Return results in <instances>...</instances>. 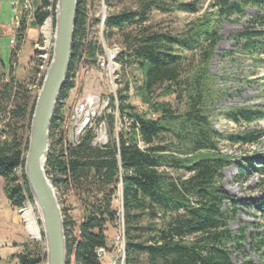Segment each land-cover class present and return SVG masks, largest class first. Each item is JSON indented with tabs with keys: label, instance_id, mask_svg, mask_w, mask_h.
Returning <instances> with one entry per match:
<instances>
[{
	"label": "trees",
	"instance_id": "trees-1",
	"mask_svg": "<svg viewBox=\"0 0 264 264\" xmlns=\"http://www.w3.org/2000/svg\"><path fill=\"white\" fill-rule=\"evenodd\" d=\"M87 1L76 0L71 61L58 100L67 98L74 87L70 77L77 69L80 56L85 55L87 64L91 65L94 55L96 57L100 52L96 40L88 34ZM137 1V8L132 12L108 15L104 33L110 37L114 30L132 27L123 36L120 45L124 50L117 61L122 66V74L130 68L140 73L136 95L147 112H129L133 108L127 104L129 82L125 81L118 92L117 111L122 121L127 120L128 126H122L117 138L113 137L115 109L111 103V113L104 116L108 130L106 145H93L92 131L86 132L75 145L65 143L61 128L64 119L58 115V105L50 121L49 149L45 157L47 178L58 195L70 192L77 197L82 212L77 233L73 236L75 223L61 210L66 264H100L96 250L108 248L107 226H116L120 221L125 241L124 264H231L230 246L246 257L242 248L245 229L241 228L237 236L228 230V221L234 217L238 203L229 199L216 183L221 179L222 171L234 161L219 146L221 143L236 148L257 146L264 142V130L223 135L212 129L205 111L210 76L207 66L221 39L216 24L223 19L244 17V8L250 4L258 8V13L232 40L238 49L250 56L264 48V0H210L203 16L189 23L180 35L149 32L145 26L149 11L155 8L164 13L180 10L193 14L197 12L194 4ZM56 2L54 0L52 11H49L48 0H39L32 23L35 27L41 26L49 16L54 21ZM26 30L22 24L18 42L23 40ZM201 41L203 45L200 46ZM199 47L201 56L197 66L184 74L180 53L194 52ZM17 51L11 52L10 59ZM257 60L264 63L263 57L258 56ZM36 71L35 67L26 85L15 82L10 75V81L0 92V179L12 209L23 206V188L31 199L26 189L24 158L36 100L30 98L29 84L34 85ZM156 90L159 93L153 97ZM170 96H176L178 100L186 98V112L175 115L167 102L154 100ZM226 117L235 126H249L264 120V108L231 110ZM174 122H178L180 130L190 128L184 134H176L186 144V153L181 157L173 156L166 146L156 142L162 134L171 132L169 127ZM237 159L236 180L241 181L252 172L264 185V153L254 157L245 152ZM17 169L22 172L23 188L16 177ZM167 169L182 170L186 176L173 178ZM119 179L121 216L113 208ZM241 205H249L264 214V197L255 204L245 202ZM262 248L264 235L257 230L250 237L249 250L259 254ZM17 259L19 264H40L45 260V253L37 243L33 246L24 244Z\"/></svg>",
	"mask_w": 264,
	"mask_h": 264
},
{
	"label": "rangeland",
	"instance_id": "rangeland-1",
	"mask_svg": "<svg viewBox=\"0 0 264 264\" xmlns=\"http://www.w3.org/2000/svg\"><path fill=\"white\" fill-rule=\"evenodd\" d=\"M11 1L13 0H0V92L2 91L4 84L10 81V75L13 77L15 82L25 85L28 84L27 82L32 78L36 67L37 71L34 85L29 84L32 96H30V98L32 100L34 98L36 99L38 92L41 89L43 77L51 61L54 21L53 17L49 16L45 19L41 26L35 27L32 24L33 22L29 23L26 27L27 30L23 40L21 42L16 40L13 44H11L10 41L13 39L11 37V31L13 29L11 25L13 21V14L11 7L9 6ZM89 1L91 5L89 6L87 3V8L89 7L87 22L88 25H90V31L88 32L90 38H94L96 40L98 47L99 43H101L103 46H108V49L115 50V47L119 50L123 49L120 43L123 36L130 32L132 27H127L121 31L114 30L110 37H106L104 33L105 21L103 22V26L99 21L101 19L100 12L102 6L105 7L106 18L108 15L117 14L123 11L132 12L136 10L138 1L88 0L87 2ZM159 1L168 4H171L170 2L177 4L189 3L194 4L197 8V12L193 14L180 10H173L164 13L156 10L155 8H152L149 11L148 21L145 24L149 32L171 33L175 35L182 34L185 32L189 23L201 18L204 12L208 10L210 3V0ZM232 1L240 2L243 0ZM48 2L50 5L47 7V10L52 11L51 5L54 0H48ZM32 5L36 12L39 6V0H33ZM244 13L245 16L240 19L231 17L229 20L223 19L216 24L217 33L221 39L215 45L212 57L207 66L210 76L208 79L209 97L205 111L212 129L223 135L234 132L264 130V120L249 126H235L226 117V114L231 110L264 108V63H259L257 60L258 56L259 58H264V48L254 53L253 56H250V53L238 49L232 40L236 34L242 32L245 27L249 26L252 18L258 13V8L252 4L247 5L244 8ZM95 20L96 22H94ZM44 42H46L45 44L47 45H45ZM201 45H203L202 41L200 42V46ZM36 46L41 50V52L43 49L44 54L48 55L47 67L42 71L40 77H38L40 72L38 71V68L41 65V62L37 60L38 54ZM99 50V53L101 54L102 48H99ZM13 51H17V54L14 58L12 57L13 59H10L11 52ZM99 53L96 54V57H99ZM224 53H229L230 55H224ZM180 54L182 56V71H184V74H187V72L194 70L197 66L201 56V47L197 48L194 52L182 51ZM79 67L80 65H77V69L74 71L76 72V75L79 73ZM122 73L123 71L121 66L120 71L117 73V83L112 81L114 104H119L117 98L118 92L122 90L124 82L128 81L129 99L127 104L133 108V110L129 112L134 114L147 112L146 106L141 103L140 98L136 95V88L139 86L141 79L140 73L134 68H130L125 74ZM76 75L73 78V82L76 84L75 92H80L79 97L89 94L94 97L97 96L102 101L108 96L113 95L110 88V81H107V70L103 72L102 70H99L98 80L103 81L100 83L95 81L92 77L93 72L89 71V73L85 74L78 82H76ZM72 90L73 88L70 89L67 94V98H65L64 101L62 98L59 99V101H62L61 104L56 100L55 106L58 105L61 109L58 115L66 117V106H69L75 98V92H73L70 96V92H72ZM158 93L159 90H156L153 97H155ZM154 100L157 102H167L170 105L171 112L175 115L183 114L186 112L188 107L186 98L178 100L176 96H170L165 98H156ZM177 123L178 122H174L171 124L169 127L171 132L162 134L156 142L158 145L166 146L168 148V152L173 156L181 157L186 153V144L177 138L176 134L180 132L181 134H184L185 132L190 131V128L185 127L183 130H180L181 126ZM122 126L127 127L128 124L122 120H118L117 128L120 130ZM27 135L29 136V133H27ZM113 137L116 138V134H113ZM219 148L222 152L229 156L232 161H234L222 171L221 179H219L216 183L217 187H219V189L222 190L229 199L238 203L234 217L228 221V230L234 236H237L241 228L245 229V243L242 248L246 257L236 252L234 248H231L232 246H230L229 256L231 264H247V262H250V264H264V248L261 249L259 254H254L249 250L250 237L257 230L259 233L264 235V214L255 211L249 205H241V203L245 202L255 204L261 201L264 197V185L261 184L258 177L252 172L248 173V175L241 181L235 179L237 174L235 163L239 161L237 156L243 157L245 152L253 155L254 157L258 154L264 153V142L257 146L242 148L230 147L227 144L221 143ZM15 172L22 187V184H24L22 172L18 169ZM167 172L173 178L186 176L182 170L174 171L167 169ZM26 189H28L27 184ZM23 194L25 202L21 209L27 210L29 206L32 208V213L34 215L33 219L35 220V226L38 230L37 237L30 231L28 218L25 214L23 215L22 213H19V208L12 209V211H15L19 217L18 229L11 226V222L9 221L10 214L6 209L5 197L3 195V181L0 179V264H19L17 255L23 251L24 244L33 246V244L37 243L40 245L41 251L45 253V240L42 235V226L39 221L38 211L36 210L32 196L31 199H29L24 188ZM71 194L72 193L70 192H67L64 195H58V193H56V197L60 209L65 211L75 223V229L73 230V236H75L77 233V226L80 224L82 219V212L78 202L74 200V197ZM121 203V192H116V202L113 203V208L118 212L119 216H121ZM16 214H13V218L16 217ZM118 227L119 226L117 225L107 226L105 236L108 245V256L100 262V264H108L109 259L115 254V245L113 244L116 236L120 232ZM19 237H22V242H19ZM40 264H46V259ZM120 264H124V262Z\"/></svg>",
	"mask_w": 264,
	"mask_h": 264
},
{
	"label": "water",
	"instance_id": "water-1",
	"mask_svg": "<svg viewBox=\"0 0 264 264\" xmlns=\"http://www.w3.org/2000/svg\"><path fill=\"white\" fill-rule=\"evenodd\" d=\"M76 7V0L56 2L51 61L35 100L24 158L25 183L42 226L46 264H66L62 212L45 172V157L50 121L71 61Z\"/></svg>",
	"mask_w": 264,
	"mask_h": 264
},
{
	"label": "built area",
	"instance_id": "built-area-1",
	"mask_svg": "<svg viewBox=\"0 0 264 264\" xmlns=\"http://www.w3.org/2000/svg\"><path fill=\"white\" fill-rule=\"evenodd\" d=\"M33 0H13L10 2L11 11L13 14V21L11 23L13 29L11 31L10 43L13 44L17 40V35L22 24L27 27V25L34 21L35 10L33 8ZM106 12L102 13V20L105 18ZM99 48L103 50V57H95L94 62L91 65H88L86 62L85 55L80 56V67L79 73L76 75V82L80 81L85 74H88L89 71L93 72L92 77L97 82H103L98 80L99 70H107V81H110V88L112 91V96H108L105 100H100L97 96L87 94L86 96H80V92L76 90V84H74L72 92H75L74 101L66 106V117L65 121L62 123V132L64 137V142L67 144L75 145L79 142V139L85 135L86 132L92 131L94 134L93 145L95 146H104L108 142V130L106 119L104 118L105 114L111 113L110 105L113 103L114 107V134L116 138L118 135L119 129L117 128L118 120H121L118 115V105L114 104V92L112 88L113 77L111 75V66H112V53L108 51V46H103L99 43ZM124 49H120L122 52ZM101 85V84H100ZM99 85V86H100ZM70 98V97H69ZM103 117V118H102ZM124 122H127L126 119H123ZM121 192V180L117 185V191ZM74 197V196H73ZM76 202L79 200L74 197ZM114 202H116V194L114 196ZM118 228L120 229L119 234L115 238V254L109 259L108 264H118L122 262V248L123 243H125L122 237V223H118ZM108 247V246H107ZM108 248H98L96 250V255L99 263L102 262L108 256Z\"/></svg>",
	"mask_w": 264,
	"mask_h": 264
},
{
	"label": "bare ground",
	"instance_id": "bare-ground-1",
	"mask_svg": "<svg viewBox=\"0 0 264 264\" xmlns=\"http://www.w3.org/2000/svg\"><path fill=\"white\" fill-rule=\"evenodd\" d=\"M88 3V5L90 6L91 5V3H90V1L89 2H87ZM89 8V7H88ZM102 13H105V7L104 6H102V9H101V12H100V17H101V19L99 20L100 21V23H101V25L103 26V22L105 21V19H106V17L102 20ZM87 28H88V32L90 31V25H88V22H87ZM47 29V28H46ZM46 42H44V44H45ZM45 45H47V44H45ZM36 48H37V46H36ZM37 54H38V56H37V60H39V62H41L40 64V66H39V70L38 71H40L39 72V75H38V77H40V74L42 73V71L44 70V69H46V67H47V59H48V55H45L44 54V52H43V49H42V52H41V50L40 49H38L37 48ZM108 51H110V52H113L112 53V66H111V73H112V77H113V81H114V83H117V80H118V77H117V73L120 71V69H121V66H120V64L118 63V61H117V59H118V56L120 55V53H121V51L117 48V47H115V50H112V49H108ZM99 57H103V50H102V53L100 54L99 53ZM78 65H80V62L78 63ZM103 71H105V70H102V72ZM44 74V73H43ZM75 75H76V72H74L73 73V75H72V77H70L71 78V80L73 81V78L75 77ZM119 75V74H118ZM39 83V82H38ZM116 85V84H115ZM33 88H35V87H33ZM32 88V89H33ZM63 101H64V99H62ZM57 101H59L58 99H57ZM60 102V104L62 103V101H59ZM117 104V103H116ZM61 110V109H60ZM62 116V115H61ZM63 121H65V117L63 116ZM63 123V122H62ZM61 128H62V126H61ZM23 207V206H22ZM19 213L21 214H25V216L28 218V226H29V228H30V231L37 237L38 236V230H37V228H36V226H35V220L33 219V213H32V208L29 206L28 207V209L27 210H22L21 209V207L19 208ZM22 215V216H23ZM122 237H123V234H122ZM123 239H124V237H123ZM122 262H124V243H123V248H122ZM122 262H118V264H120V263H122Z\"/></svg>",
	"mask_w": 264,
	"mask_h": 264
},
{
	"label": "crops",
	"instance_id": "crops-1",
	"mask_svg": "<svg viewBox=\"0 0 264 264\" xmlns=\"http://www.w3.org/2000/svg\"><path fill=\"white\" fill-rule=\"evenodd\" d=\"M3 195H4V192H3ZM5 197V195H4ZM5 205H6V209L8 210V213L10 214L9 216V221L11 222V226H13L14 228H17L19 226V217L18 215L16 214L15 211H12V208L10 207L9 203H8V200L6 199L5 197ZM16 214V217L13 218V214ZM8 218V217H7ZM18 229V228H17ZM19 242L21 241L22 242V237H19Z\"/></svg>",
	"mask_w": 264,
	"mask_h": 264
}]
</instances>
